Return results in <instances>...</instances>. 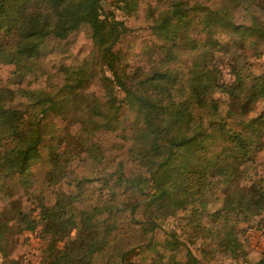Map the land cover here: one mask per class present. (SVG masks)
<instances>
[{
    "label": "trees",
    "instance_id": "obj_1",
    "mask_svg": "<svg viewBox=\"0 0 264 264\" xmlns=\"http://www.w3.org/2000/svg\"><path fill=\"white\" fill-rule=\"evenodd\" d=\"M117 12L149 31L138 64ZM81 25L89 55L46 73L43 43ZM3 65L0 264L264 263V0H0Z\"/></svg>",
    "mask_w": 264,
    "mask_h": 264
},
{
    "label": "rangeland",
    "instance_id": "obj_2",
    "mask_svg": "<svg viewBox=\"0 0 264 264\" xmlns=\"http://www.w3.org/2000/svg\"><path fill=\"white\" fill-rule=\"evenodd\" d=\"M118 17L126 21L128 27L132 29L123 40L118 44V48L127 54V61L132 65L142 62L141 51L145 44L144 38L148 37L149 31L143 27L141 19L125 17L121 12H117ZM92 48V42L88 36V27L81 25L77 30L72 32L67 39L48 38L40 48L39 60L42 63V69L46 73H54L62 64H78L85 56L89 55ZM10 71L9 66L3 65L0 67V79L6 78ZM225 78L229 79L227 71ZM99 76L91 82L89 86L92 89H98ZM264 153L257 157L258 163L263 162ZM259 171L262 169L259 166L255 167ZM1 205V202H0ZM163 229L175 228L181 239L186 238L182 234V230L176 226V221L171 218L162 224ZM126 234L119 241V247H129L134 241L138 242L143 239L137 230H126ZM155 237L162 241L164 234L162 230L156 231ZM248 244L251 248V257L260 259L264 256V232L262 230L252 231L249 234ZM41 246L40 237L36 232L25 231L15 245L13 255L15 257H25L26 259L36 260L39 255V247ZM184 251L179 253V257ZM145 256H152L150 251L144 255L136 256V259L143 260Z\"/></svg>",
    "mask_w": 264,
    "mask_h": 264
},
{
    "label": "water",
    "instance_id": "obj_3",
    "mask_svg": "<svg viewBox=\"0 0 264 264\" xmlns=\"http://www.w3.org/2000/svg\"><path fill=\"white\" fill-rule=\"evenodd\" d=\"M264 264V263H263Z\"/></svg>",
    "mask_w": 264,
    "mask_h": 264
}]
</instances>
